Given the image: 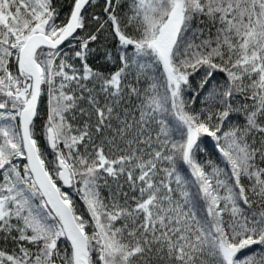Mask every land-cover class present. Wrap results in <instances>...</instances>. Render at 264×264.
<instances>
[{
    "label": "snow or ice",
    "instance_id": "6c2138e0",
    "mask_svg": "<svg viewBox=\"0 0 264 264\" xmlns=\"http://www.w3.org/2000/svg\"><path fill=\"white\" fill-rule=\"evenodd\" d=\"M0 264H264V0H0Z\"/></svg>",
    "mask_w": 264,
    "mask_h": 264
}]
</instances>
